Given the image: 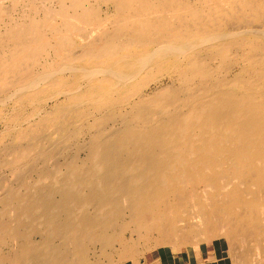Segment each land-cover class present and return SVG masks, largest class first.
Instances as JSON below:
<instances>
[{
	"label": "bare ground",
	"instance_id": "6f19581e",
	"mask_svg": "<svg viewBox=\"0 0 264 264\" xmlns=\"http://www.w3.org/2000/svg\"><path fill=\"white\" fill-rule=\"evenodd\" d=\"M72 121L83 159L2 189L0 264H91L116 225L132 261L210 244L264 264V0H0V136L20 140L0 165Z\"/></svg>",
	"mask_w": 264,
	"mask_h": 264
},
{
	"label": "rangeland",
	"instance_id": "374dc122",
	"mask_svg": "<svg viewBox=\"0 0 264 264\" xmlns=\"http://www.w3.org/2000/svg\"><path fill=\"white\" fill-rule=\"evenodd\" d=\"M38 72V71H37ZM166 82V83H165ZM164 83L165 84H167V83H169V82H167V81H165ZM41 106H42V108H43V110L46 112V110H51V107H52V104H48V105H46V103L44 102V103H42L41 104ZM32 111H34L33 110V106H29V104H27V106H25L24 107V112L26 113V114H29V113H31ZM44 115V114H43ZM71 119V117L70 116H68V118H67V120L68 119ZM35 120H38V117H36L35 119H32V123H35L36 121ZM34 121V122H33ZM71 123H73V121L72 122H68V123H66L63 127H64V129H69V130H66V131H64V132H62L61 134H56L53 130V124H51L52 126H50V124H46V125H44V127H46V128H44L43 127V129H42V133H41V136H40V139H41V143H39L38 144V147H37V149L35 150V151H33V153L34 152H36V153H32L31 154V160H32V162L30 163L31 165L30 166H28L27 168L25 167L23 170H18V169H14V170H11L9 167L7 168V166H5V165H3L2 164V166H4V167H2L1 165H0V193H2V191H3V195L5 194V191H6V188H4L5 186H7V187H9V188H11L9 185L11 184L12 185V188H14V187H18V185H20V178H22V177H24V175L25 176H27L26 178H27V180L29 181H27L26 180V183H27V187H32V185H33V179H31V178H29V176L31 175V173H32V171L30 170L31 168H33V167H36V166H38V164L40 165V163H41V166H44V167H46V168H51V167H53L54 166V164L55 163H53V162H56V161H58V162H64V161H68V159L70 160V159H73L74 157L76 158V159H83L84 157H85V155H86V152L83 150V149H81L82 148V145H83V143L84 142H86L87 140H88V132L86 133V131L88 130L87 129V127H85L81 132H79V130H78V133L73 137V138H70V139H68V140H63V139H65V137L67 136V133L69 134V131L71 132V131H73V129H76L75 127L76 126H78L79 124H71ZM48 126H50L51 128H49ZM79 126H81V125H79ZM78 126V127H79ZM86 126H87V124H86ZM1 128H3V126H1ZM72 130H71V129ZM79 129V128H78ZM2 130V129H1ZM52 130V131H51ZM86 130V131H85ZM16 131L14 130L12 133H11V135L10 136H8L7 138H5V140L4 139H2L3 137L2 136H0V139H2V140H0L1 142H0V156H1V158H2V156H3V158L1 159L0 158V160H3L4 158H5V154H4V147H6V145H7V147H15V146H18V143L20 144V140H18L17 138H16V135L14 134ZM86 133V134H85ZM52 134V135H51ZM15 135V136H14ZM63 135H65V136H63ZM70 135V134H69ZM81 136H83V138L81 137ZM2 137V138H1ZM12 137V138H11ZM64 137V138H63ZM82 138V139H81ZM8 139V142L6 141ZM61 139V140H60ZM77 142V143H75V141ZM6 141V142H5ZM47 141V142H46ZM52 141H54V142H52ZM64 141V142H63ZM70 141H72L73 143H71L70 144ZM4 142H5V144H4ZM13 142V143H12ZM29 141H21V143H24V145L25 144H27ZM61 143L62 145H59V143ZM63 142V143H62ZM7 143V144H6ZM10 143V144H9ZM47 143V144H46ZM79 143V144H78ZM5 146H4V145ZM13 144H15V146L13 145ZM59 145V146H56V145ZM67 144V145H66ZM82 144V145H81ZM28 145V144H27ZM27 145H25V146H27ZM79 145H80V148H78L79 147ZM62 146L64 147H66V148H64L63 150H62ZM1 147H3V148H1ZM50 147V148H49ZM53 147H56L55 148V151H53L54 149H53ZM59 147V148H58ZM68 147V148H67ZM72 147V148H71ZM75 147H77L78 149L76 150V148ZM69 148H70V150H69ZM2 149V150H1ZM57 149H59V150H57ZM73 149V150H72ZM46 150H47V152H46ZM57 150V151H56ZM69 150V151H68ZM72 150V151H71ZM41 151H43V152H45L46 154L48 153V152H50V153H48L49 155V157L51 158L52 156H53V161H46L45 162V160L43 161V160H41V161H39V162H35L34 160H35V158H37L38 159V157H37V153H40ZM52 151V152H51ZM84 151V152H83ZM55 152V153H54ZM61 152V153H60ZM3 153V154H2ZM52 153V154H51ZM51 154V155H50ZM55 154V155H54ZM33 156H35V158L33 157ZM56 156V157H55ZM81 156V157H80ZM79 157V158H78ZM34 158V159H33ZM40 159V158H39ZM57 159V160H56ZM56 160V161H55ZM34 162V163H33ZM45 162V164H43ZM2 163H3V161H2ZM36 164L37 163V165H33V164ZM48 164V165H47ZM51 166V167H50ZM3 169H2V168ZM31 167V168H30ZM30 168V169H29ZM33 170V169H32ZM19 171V172H18ZM22 172V173H21ZM25 173V174H24ZM26 173H28V175H26ZM24 180V179H23ZM5 181V182H4ZM49 181H51V180H47V182L46 181H40L41 183L42 182H44L43 184L44 185H42V184H39L40 186H37L38 188H40V187H44L45 185H46V187H47V185L49 186L51 183L49 182ZM31 182V183H30ZM33 182V183H32ZM39 182V183H40ZM17 183V184H16ZM50 183V184H49ZM31 184V185H30ZM3 185V186H2ZM17 185V186H16ZM14 186V187H13ZM2 189H4V190H2ZM8 189V188H7ZM2 194H0V196H1ZM2 195V196H3ZM119 227H117V225L114 227V229L112 228V230H110V232L109 233H113L114 235H110V236H113V239H114V236L116 235L117 237L115 238V240H113V242L115 241L116 243H111V245H109V246H106V247H101L100 248V245H91V244H88V246H86L85 247V249H84V256H85V258L91 263V264H100V263H102V264H105V262H106V264H131V263H133V264H229V259H228V257H226V255H227V247L226 246H224V245H222L221 247L218 245V246H215V249H213V250H211L212 248H210L211 247V245L210 244H206L202 249H201V253H197V252H193V253H178V252H174V253H172L171 252V254L170 255H168V256H166V257H164V251L163 252H157V255L156 256H153V255H151L150 253H147L146 252V250H145V246H144V244H142V245H140V247H138V249H137V251L139 252L138 253V256L136 257L135 256V261H132L130 258H129V255L132 253V251L129 249V248H127V249H124L123 248V246H122V248H121V246H119L118 244H119V239L120 240H123L125 243L126 242H128L127 244H132L135 240H136V233L134 232V231H131V229H127V231L126 232H124V230L122 229V227L120 226V225H118ZM118 228V229H117ZM120 230H122V231H120ZM114 231H115V233H114ZM130 233H129V232ZM118 232V233H117ZM119 232H120V234H119ZM124 232V233H123ZM133 232L135 233V234H133ZM123 233V234H122ZM122 234V235H121ZM124 234H125V236H124ZM129 234H131V235H129ZM133 235V236H132ZM135 235V236H134ZM123 236H124V238L126 237V239H124L123 238ZM129 237V238H128ZM123 238V239H122ZM33 239H35L36 241H39V239H40V237H39V235H34L33 236ZM218 242H216V244H217ZM115 245L114 247L115 248H113V245ZM143 247V248H142ZM121 248V249H120ZM141 248V249H140ZM113 249H115V250H113ZM117 249H119V250H117ZM122 249H124L123 251L124 252H122ZM101 250L103 251L101 254H100V252H101ZM135 250H136V248H135ZM207 250V251H206ZM95 251L97 252V253H95ZM113 251V252H112ZM13 252V251H12ZM91 252V253H90ZM108 252V253H107ZM118 254H117V253ZM95 253V254H94ZM112 253H114V254H112ZM120 253V254H119ZM110 254H111V256H110ZM118 255V256H116V255ZM196 254V255H195ZM88 255V256H87ZM163 255V256H162ZM195 255V256H194ZM105 256V257H104ZM116 257V258H115ZM142 257V258H141ZM157 257V258H156ZM188 257V258H187ZM99 258V259H98ZM111 258H112V260H111ZM172 258V259H171ZM98 259V260H97ZM102 259V260H101ZM110 259V260H109ZM114 259H116V260H114ZM97 262H96V261ZM106 260H109V261H106ZM212 260V261H211ZM105 261V262H104ZM166 261V262H165ZM104 262V263H103ZM113 262V263H112ZM163 262V263H162ZM182 262V263H181Z\"/></svg>",
	"mask_w": 264,
	"mask_h": 264
}]
</instances>
